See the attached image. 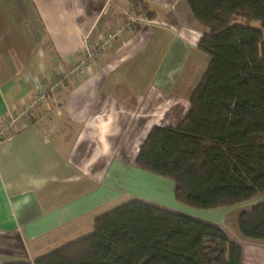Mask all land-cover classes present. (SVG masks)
<instances>
[{"label":"crops","instance_id":"0c3cea01","mask_svg":"<svg viewBox=\"0 0 264 264\" xmlns=\"http://www.w3.org/2000/svg\"><path fill=\"white\" fill-rule=\"evenodd\" d=\"M144 1L154 13L147 25L115 37L111 48L92 57L24 126L0 139V252L16 259L29 255L31 261L45 255L39 253L46 246H39L46 245V236L55 244L90 234L87 229L105 213L96 211L125 193L127 184L140 190L135 199L182 212L184 204L173 193L170 205L153 196L164 195L162 185L139 173L149 171L135 164V156L152 126L176 125L187 112L208 64L197 47L208 30L186 0ZM131 4L0 0V119L69 70L86 46L94 50ZM260 52L264 56V40ZM221 208L226 207L216 209ZM221 213L212 223L225 229ZM226 232L240 242L242 264H264V240ZM29 242L32 253L24 248Z\"/></svg>","mask_w":264,"mask_h":264},{"label":"trees","instance_id":"16d2710c","mask_svg":"<svg viewBox=\"0 0 264 264\" xmlns=\"http://www.w3.org/2000/svg\"><path fill=\"white\" fill-rule=\"evenodd\" d=\"M129 1L154 17L145 1ZM186 3L208 30L197 44L208 64L183 118L152 126L135 164L171 178L185 206L250 204L237 216L238 231L264 240V0ZM3 264H242V249L215 223L132 199L96 217L90 234Z\"/></svg>","mask_w":264,"mask_h":264},{"label":"rangeland","instance_id":"374dc122","mask_svg":"<svg viewBox=\"0 0 264 264\" xmlns=\"http://www.w3.org/2000/svg\"><path fill=\"white\" fill-rule=\"evenodd\" d=\"M131 5H132V6H130L131 8L127 9L126 12L121 13V21H120V24H118V27L112 28V29H106L104 31L103 36L98 41V43L96 44L95 47L103 44V42L106 40L108 42L104 43L103 48H100V50H97V48H95L94 49L95 53H94L93 57L98 55L97 53H102L104 51H107L109 48H111L114 45V43L116 42L114 38L117 37L118 35H121L124 37L132 35L134 32L139 30V28H141L143 25H147L149 20H152L149 17V15L147 14V11L144 10L141 6H137L134 4H131ZM148 12L154 16V13L152 11H150V9L148 10ZM251 25L256 27V26H258V23L252 22ZM71 79H73V78L65 79L62 86L60 87V89L54 91L49 96V98L47 100L54 98L56 94L61 92V90H62L61 88L65 85V83L67 81H70ZM123 79L125 80L126 83L125 82L124 83L126 85L130 84V86L132 88H134L129 77L124 76ZM124 83H121V84H124ZM141 88L143 90H146V82L142 83ZM140 171H142V170H140ZM139 173L145 175L150 181H153L155 183L157 182V183H159V185H162V188H160V190H162L164 192V195H161L160 193L159 194L154 193L153 196H158V195H159L158 197L162 196V199H164L167 202V204H169V205L174 202L173 198H172L173 180L171 178L161 176V175H158V174H155L152 172L145 173L142 171ZM126 189H127V191L125 190V193H122L119 196H116V197H113L112 199H110V201L108 202V205H105V207L101 211H99V210L96 211V214H101L103 212H107L108 210H111V209L115 208L116 206L124 204V203H126L132 199L138 198L137 197L138 195H136L140 192V190H138V188H136L135 186L127 184ZM168 202H170V203H168ZM247 205L248 204H242L240 206L235 205V206H231V207L221 208V210H218L216 208L197 209V208H192V207H188L185 205H182L181 207H182V213H185L187 215H190V216H193L196 218H200L202 220L211 221V222H218V220H216L215 216H217L219 213L222 212L221 213V216H222L221 222L224 223L225 229L227 231H230L232 234L239 236L241 234L238 231L237 224H236L237 216H238L239 212L247 209ZM87 231L91 232L92 230L87 229ZM75 238H80V236H76ZM45 239H46L45 241H47L45 243L46 245L39 246L41 248H44L46 246L45 249H43L41 251V253H39L41 255L47 254V253L53 251L54 249L58 248L59 246L68 242L65 239H62V240L59 239V241H56L55 244H49L50 241L47 240L48 236H46ZM27 246H29V248L31 249L30 251L32 253L33 249L35 248V245L32 242L31 243L29 242V243L24 245V248H28ZM23 258L16 259L11 254H8V253L6 254L4 252H0V264H3L5 262H13L15 260L29 261V255H27L26 258H24V259Z\"/></svg>","mask_w":264,"mask_h":264},{"label":"built area","instance_id":"2783aa9c","mask_svg":"<svg viewBox=\"0 0 264 264\" xmlns=\"http://www.w3.org/2000/svg\"><path fill=\"white\" fill-rule=\"evenodd\" d=\"M107 42L106 40L103 44ZM103 44L97 46V50L103 48ZM84 49L85 52L83 57L77 63L73 64L69 70L52 77L45 88L38 89L33 97L22 103L20 108L12 113H8L6 117L0 119V139L4 138L9 133L11 128L24 126L33 112L38 109L54 91L60 89L65 79L74 78L83 73L85 65L95 53L94 50L87 46Z\"/></svg>","mask_w":264,"mask_h":264}]
</instances>
